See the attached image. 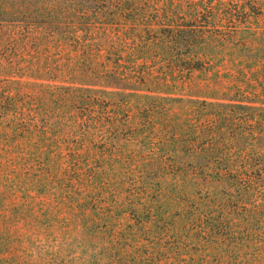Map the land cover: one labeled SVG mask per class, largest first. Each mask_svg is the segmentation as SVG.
<instances>
[{"label":"rangeland","instance_id":"374dc122","mask_svg":"<svg viewBox=\"0 0 264 264\" xmlns=\"http://www.w3.org/2000/svg\"><path fill=\"white\" fill-rule=\"evenodd\" d=\"M136 1L76 34L0 2V264H264V0ZM198 2L187 73L163 12Z\"/></svg>","mask_w":264,"mask_h":264},{"label":"trees","instance_id":"16d2710c","mask_svg":"<svg viewBox=\"0 0 264 264\" xmlns=\"http://www.w3.org/2000/svg\"><path fill=\"white\" fill-rule=\"evenodd\" d=\"M118 1L119 3L116 5V7L118 6L117 10L125 14L130 13L129 16L132 14L131 9L134 7V4H138L136 0ZM0 2L9 4L14 9L27 11L29 7L32 6L33 0H0ZM43 6L46 15L42 17V20L40 21L41 23L45 22V24L49 26L63 23L66 27L71 26L70 29L76 34L79 31L86 30V27L90 28L93 24L92 20L90 21V16L93 14L94 19H97V16L100 13V11H98L99 7H112V0H44V2L41 3V7ZM164 11L163 18L165 19V26L167 27V29H165L167 30V33L164 35V38L169 40V43L165 45V54L170 55L172 53L175 55H182L183 51L187 52L189 60L182 68V71L193 73L199 68L198 64L200 62L195 59L197 58V55L200 53L206 55L208 46L214 42L212 39L208 40V43L205 42L204 37L197 35V30L203 33V31L208 30L207 28L210 26L221 27L223 24L222 21L226 19L221 18L222 15L217 11V8L209 2H198L191 9L184 12L183 18L179 17L177 9H174L173 11ZM89 13L91 14L89 15ZM132 19L134 20V18ZM232 20L233 18L230 19L229 23H233ZM214 40L216 39L214 38ZM120 41L121 38H117L115 43L112 44H118ZM216 41L218 42L219 40ZM114 48L115 47H112V49ZM111 55L115 54L112 53ZM191 56L193 59H190ZM108 79L110 85L117 82V79L113 76H110ZM79 90L76 91V94ZM82 91L85 92L86 89L82 88ZM91 91L94 93H104V91L95 89H91Z\"/></svg>","mask_w":264,"mask_h":264}]
</instances>
